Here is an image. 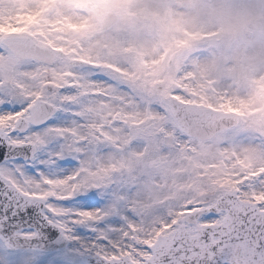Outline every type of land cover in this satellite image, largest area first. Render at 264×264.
<instances>
[{"label":"snow or ice","instance_id":"snow-or-ice-1","mask_svg":"<svg viewBox=\"0 0 264 264\" xmlns=\"http://www.w3.org/2000/svg\"><path fill=\"white\" fill-rule=\"evenodd\" d=\"M179 6L0 0V264H264V78Z\"/></svg>","mask_w":264,"mask_h":264},{"label":"clouds","instance_id":"clouds-1","mask_svg":"<svg viewBox=\"0 0 264 264\" xmlns=\"http://www.w3.org/2000/svg\"><path fill=\"white\" fill-rule=\"evenodd\" d=\"M196 4L201 22L209 31L220 32L201 45L198 55H215L242 77L264 78V0H196Z\"/></svg>","mask_w":264,"mask_h":264},{"label":"rangeland","instance_id":"rangeland-1","mask_svg":"<svg viewBox=\"0 0 264 264\" xmlns=\"http://www.w3.org/2000/svg\"><path fill=\"white\" fill-rule=\"evenodd\" d=\"M180 0H176L177 5H179Z\"/></svg>","mask_w":264,"mask_h":264}]
</instances>
